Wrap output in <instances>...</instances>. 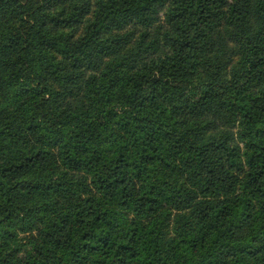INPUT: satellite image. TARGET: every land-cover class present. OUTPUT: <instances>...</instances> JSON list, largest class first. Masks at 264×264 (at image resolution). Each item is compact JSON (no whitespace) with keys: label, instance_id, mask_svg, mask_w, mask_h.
<instances>
[{"label":"trees","instance_id":"1","mask_svg":"<svg viewBox=\"0 0 264 264\" xmlns=\"http://www.w3.org/2000/svg\"><path fill=\"white\" fill-rule=\"evenodd\" d=\"M0 264H264V0H0Z\"/></svg>","mask_w":264,"mask_h":264}]
</instances>
